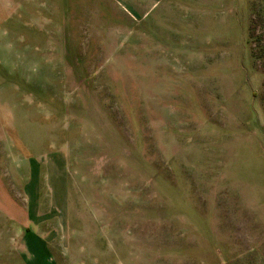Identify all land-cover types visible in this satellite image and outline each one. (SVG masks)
Here are the masks:
<instances>
[{"label":"rangeland","instance_id":"374dc122","mask_svg":"<svg viewBox=\"0 0 264 264\" xmlns=\"http://www.w3.org/2000/svg\"><path fill=\"white\" fill-rule=\"evenodd\" d=\"M0 264H264V0H0Z\"/></svg>","mask_w":264,"mask_h":264}]
</instances>
